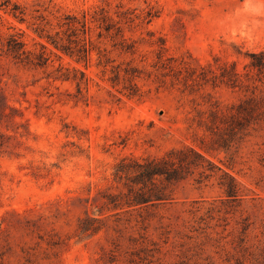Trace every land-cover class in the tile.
I'll return each instance as SVG.
<instances>
[{"label":"rangeland","instance_id":"374dc122","mask_svg":"<svg viewBox=\"0 0 264 264\" xmlns=\"http://www.w3.org/2000/svg\"><path fill=\"white\" fill-rule=\"evenodd\" d=\"M11 1L24 9L25 21L0 6V87L23 124L0 125L10 136L0 152L3 264H264V122L224 152L201 147L209 137L193 121L197 112L226 110L250 91L210 81L184 86L153 66L162 37L177 62L205 64L217 56L243 72L246 53L264 49V0ZM65 14L83 15L89 26L78 36L92 46L87 63L48 44L42 66L2 51L7 36L19 32L37 53L45 40L34 29L55 34ZM104 17L123 37L99 27ZM59 65L70 70L68 79L56 77ZM114 66L121 76L135 67V95L122 79L112 83ZM74 69L87 79L81 96ZM184 145L234 175L237 199L225 196L217 176L197 183L195 172L156 207L107 205L106 194L122 188L113 178L120 159L160 157ZM86 218L95 232H80Z\"/></svg>","mask_w":264,"mask_h":264},{"label":"trees","instance_id":"16d2710c","mask_svg":"<svg viewBox=\"0 0 264 264\" xmlns=\"http://www.w3.org/2000/svg\"><path fill=\"white\" fill-rule=\"evenodd\" d=\"M9 5L10 7H8ZM0 6L4 9L9 8V13L19 22L25 21L24 9L16 2L2 0ZM112 23L109 18L104 17L101 19L99 27L105 31L114 29L116 34L123 37L122 28L118 25L114 27L115 23ZM59 27L61 29L55 34H50L44 28H40V31L34 29L38 37L45 40V43H39L40 50L37 53L26 48L19 32L10 33L7 36L2 51L16 62L42 66L49 59L48 44L56 50L74 57L76 61L87 63L92 46L84 42V39L78 38L80 33L85 34L89 30L84 16L79 18L76 15L65 14ZM125 42V38L120 41L121 44L126 45ZM157 45V60L153 66L161 77L170 75L172 79L182 81L184 86L201 85L210 81L213 85L225 83L231 87L250 91L226 110L214 106L206 116L203 115V112H197L193 121L209 137L208 140H205L204 137L199 140L201 147L206 150L227 152L241 139L246 129L261 121L264 122V94L257 95L255 93L260 87H264V49L247 52L248 61L244 65V71L239 72L235 69L234 61H220L217 56H213L212 61H207L205 64L190 65L184 59L177 62L173 56L166 55L167 49L162 37H158ZM98 63L102 66L107 65L105 60H100ZM55 70L56 77L65 79L70 77V70L66 67L59 65ZM73 71L72 79L75 81L76 96H81L82 89L86 88L87 79L81 70L74 69ZM77 71L79 76H76ZM122 71L123 75L121 76L119 67H112L113 74L110 80L112 83H117L122 79L125 83L123 88L128 89L130 91L128 95L133 96L137 92L134 82L136 77L134 73L137 70L130 66ZM159 79L164 82L163 78ZM21 116V111L8 103L0 87V125L6 129L14 125L19 126L23 123L17 120V117ZM9 139L10 136L0 129V152L4 150ZM195 172L198 174V177L195 178L197 183L217 176V184L225 196L232 200L237 199L239 187L234 175L213 163L194 146L184 145L169 149L160 157L143 159L124 157L120 159L114 166L113 178L122 188L117 193L106 194L107 205L129 209L156 207L170 201L174 188ZM86 222L87 218L79 223L78 228L81 233H93L97 230V227L90 226ZM2 255L3 253H0V264H3Z\"/></svg>","mask_w":264,"mask_h":264}]
</instances>
